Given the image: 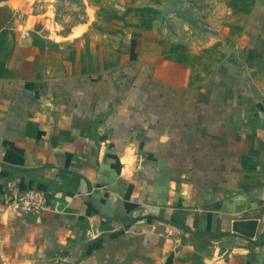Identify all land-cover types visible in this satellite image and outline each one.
I'll return each instance as SVG.
<instances>
[{
  "label": "crops",
  "instance_id": "crops-1",
  "mask_svg": "<svg viewBox=\"0 0 264 264\" xmlns=\"http://www.w3.org/2000/svg\"><path fill=\"white\" fill-rule=\"evenodd\" d=\"M250 2L222 40L189 43L143 0H100L62 38L0 0V264H264V0ZM28 188L49 208L6 207Z\"/></svg>",
  "mask_w": 264,
  "mask_h": 264
},
{
  "label": "rangeland",
  "instance_id": "rangeland-1",
  "mask_svg": "<svg viewBox=\"0 0 264 264\" xmlns=\"http://www.w3.org/2000/svg\"><path fill=\"white\" fill-rule=\"evenodd\" d=\"M100 0H24L31 13L30 29L62 38L72 27L80 32L82 22L93 13ZM155 9L162 34L172 41L222 40L224 27L241 24L245 3L250 0H143ZM254 1V0H251ZM34 28V29H33ZM43 35V34H42ZM227 35V34H226Z\"/></svg>",
  "mask_w": 264,
  "mask_h": 264
},
{
  "label": "built area",
  "instance_id": "built-area-1",
  "mask_svg": "<svg viewBox=\"0 0 264 264\" xmlns=\"http://www.w3.org/2000/svg\"><path fill=\"white\" fill-rule=\"evenodd\" d=\"M5 204L8 209L39 214L49 208V199L45 191L28 188L16 196L9 197Z\"/></svg>",
  "mask_w": 264,
  "mask_h": 264
},
{
  "label": "trees",
  "instance_id": "trees-1",
  "mask_svg": "<svg viewBox=\"0 0 264 264\" xmlns=\"http://www.w3.org/2000/svg\"><path fill=\"white\" fill-rule=\"evenodd\" d=\"M257 229H258V225H256L255 226V231H257ZM202 235H204L205 234V232H203V233H201ZM210 236H215V237H217L220 233H218V234H215V233H213V234H211V233H208ZM206 235V234H205ZM252 242L254 243V244H263L264 243V231L263 232H261L258 236H257V238L255 239V240H252Z\"/></svg>",
  "mask_w": 264,
  "mask_h": 264
}]
</instances>
